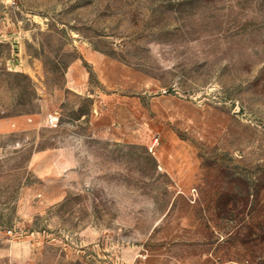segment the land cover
I'll return each instance as SVG.
<instances>
[{"label": "rangeland", "instance_id": "obj_1", "mask_svg": "<svg viewBox=\"0 0 264 264\" xmlns=\"http://www.w3.org/2000/svg\"><path fill=\"white\" fill-rule=\"evenodd\" d=\"M232 262L264 264V0H0V264Z\"/></svg>", "mask_w": 264, "mask_h": 264}, {"label": "built area", "instance_id": "obj_2", "mask_svg": "<svg viewBox=\"0 0 264 264\" xmlns=\"http://www.w3.org/2000/svg\"><path fill=\"white\" fill-rule=\"evenodd\" d=\"M49 122H50V124H54V118L52 117V116H49ZM229 264H241V263H234V262H232V263H229Z\"/></svg>", "mask_w": 264, "mask_h": 264}]
</instances>
